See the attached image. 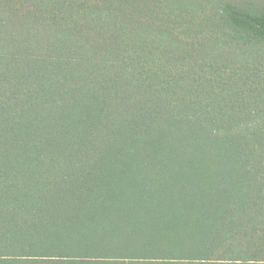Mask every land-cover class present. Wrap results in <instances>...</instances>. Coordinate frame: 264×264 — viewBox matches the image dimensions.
I'll use <instances>...</instances> for the list:
<instances>
[{"label":"trees","instance_id":"obj_1","mask_svg":"<svg viewBox=\"0 0 264 264\" xmlns=\"http://www.w3.org/2000/svg\"><path fill=\"white\" fill-rule=\"evenodd\" d=\"M0 264H264V0H0Z\"/></svg>","mask_w":264,"mask_h":264}]
</instances>
